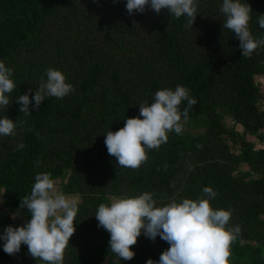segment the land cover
I'll use <instances>...</instances> for the list:
<instances>
[{
  "label": "trees",
  "instance_id": "1",
  "mask_svg": "<svg viewBox=\"0 0 264 264\" xmlns=\"http://www.w3.org/2000/svg\"><path fill=\"white\" fill-rule=\"evenodd\" d=\"M241 2L251 5L254 39L264 38L258 23L264 0ZM126 3L0 0V62L12 69L16 85L6 93L8 107L0 108V118L16 125L13 135H0V234L30 221L20 201L37 174L51 173L54 182L64 181L63 194L79 199L63 264H146L170 245L142 230L133 259L119 260L110 252V234L98 227V207L145 192L163 207L199 200L211 187L217 195L210 206L230 211L226 227L240 228L229 264H264V148L246 138L264 142V94L255 80L264 76V46L242 57L235 33L223 28V0H198L193 29L185 27L186 16L166 9L130 16ZM49 68L61 71L74 90L62 99L46 96L38 111L30 105L32 115L21 113L18 96L31 88V99ZM178 85L197 101L187 120V101L179 106L182 132H168L167 142L149 150L138 168L119 166L108 154L107 132L138 117L139 105L153 103L157 91ZM225 117L242 132L226 127ZM3 245L0 239V264H46L31 257L27 245L15 255Z\"/></svg>",
  "mask_w": 264,
  "mask_h": 264
},
{
  "label": "clouds",
  "instance_id": "2",
  "mask_svg": "<svg viewBox=\"0 0 264 264\" xmlns=\"http://www.w3.org/2000/svg\"><path fill=\"white\" fill-rule=\"evenodd\" d=\"M197 5L198 0H127L126 11L131 16L144 13L147 7L157 14L166 9L176 18L186 16L185 27L193 29ZM220 11L226 16L223 28L234 32L240 41L242 57H250L259 46H264V38L254 39L249 30L250 4L241 0H223ZM258 23L264 28V14H259ZM12 75V69L0 62V108L8 107L10 101L6 93H11L16 87ZM46 75L47 80H41L31 99V88L18 96L16 102L21 106V113L32 115L30 105L38 111L46 96L62 99L74 90L71 84L66 83L61 71L49 68ZM182 101H187L183 110V117L187 120L188 110L197 103L190 96L189 89L178 85L175 90L157 91L153 103L139 105L138 117L127 118L123 128L107 132L105 145L108 154L114 156L121 167L136 169L145 163L149 150L167 142L168 132H182L179 109ZM15 127L12 119L0 118V135H13ZM23 147V144L18 145V148ZM216 195L211 187H205L199 200L173 201L163 207H157L153 194L147 192L135 198H113L110 204L98 207L95 218L98 227L110 234V252L119 260L133 259L132 246L143 230V234L152 241L159 236L170 245L158 261L148 259L146 264H229L230 246L240 228L226 227L230 211L214 210L210 206ZM20 208H26L31 219L23 226L9 225L4 229L0 234L4 252L15 255L23 244L36 260L63 264L64 251L75 232L77 199L59 192L51 173H39L35 176L31 194L21 199ZM12 218L15 219L16 214Z\"/></svg>",
  "mask_w": 264,
  "mask_h": 264
},
{
  "label": "rangeland",
  "instance_id": "3",
  "mask_svg": "<svg viewBox=\"0 0 264 264\" xmlns=\"http://www.w3.org/2000/svg\"><path fill=\"white\" fill-rule=\"evenodd\" d=\"M255 80L260 84V87H261V92H262V94H264V76H257L256 78H255ZM261 109H263L264 110V103H262V108ZM224 124L226 125V127H228V128H231V127H233L237 132H239V133H241L242 132V128H240L239 126H236L234 123H233V121L231 120V119H229V118H227V117H225V119H224ZM248 140H250V141H252L253 142V144L255 145V148H259V147H261V146H264V142L263 143H260L257 139H255L254 137H246ZM227 143L230 145V147L232 148V150H234V151H236L237 150V148H236V145H232V142L229 140V138H228V140H227ZM55 187H56V189L59 191V192H61L62 193V190H61V187H62V185L64 184V181L63 180H60V179H58V180H55ZM68 196H71V197H75L76 199H77V201H79V199H78V197L77 196H74V195H68ZM114 197H111L110 198V203L112 202V199H113ZM13 219V218H12Z\"/></svg>",
  "mask_w": 264,
  "mask_h": 264
},
{
  "label": "crops",
  "instance_id": "4",
  "mask_svg": "<svg viewBox=\"0 0 264 264\" xmlns=\"http://www.w3.org/2000/svg\"><path fill=\"white\" fill-rule=\"evenodd\" d=\"M261 147H263V148H264V146H261Z\"/></svg>",
  "mask_w": 264,
  "mask_h": 264
}]
</instances>
